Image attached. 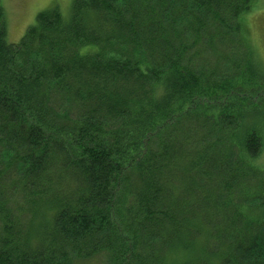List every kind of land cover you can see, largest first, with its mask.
Instances as JSON below:
<instances>
[{
	"label": "trees",
	"instance_id": "trees-1",
	"mask_svg": "<svg viewBox=\"0 0 264 264\" xmlns=\"http://www.w3.org/2000/svg\"><path fill=\"white\" fill-rule=\"evenodd\" d=\"M255 1L0 0V264H264Z\"/></svg>",
	"mask_w": 264,
	"mask_h": 264
},
{
	"label": "rangeland",
	"instance_id": "rangeland-1",
	"mask_svg": "<svg viewBox=\"0 0 264 264\" xmlns=\"http://www.w3.org/2000/svg\"><path fill=\"white\" fill-rule=\"evenodd\" d=\"M2 2L5 7L6 27L8 28L6 38L11 43L20 42L22 36L35 23L38 14L42 11L58 5L62 14L68 16L73 5V0H2ZM254 5V8L247 13L244 28H246L248 44L254 52V59L264 71V0H256ZM233 37L234 40L231 42L225 40L219 53L211 54L209 59L213 62L223 61L221 63L223 66L220 65L222 73L227 65L234 63V67L240 66L245 58L244 54L247 53L241 40L238 42L239 36L234 35ZM259 159L261 168L264 169V151Z\"/></svg>",
	"mask_w": 264,
	"mask_h": 264
}]
</instances>
